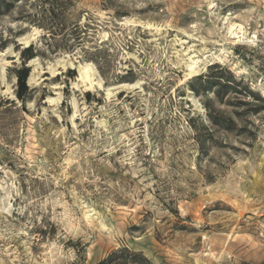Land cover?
<instances>
[{
	"label": "rangeland",
	"instance_id": "374dc122",
	"mask_svg": "<svg viewBox=\"0 0 264 264\" xmlns=\"http://www.w3.org/2000/svg\"><path fill=\"white\" fill-rule=\"evenodd\" d=\"M101 262L264 264V0H2L0 264Z\"/></svg>",
	"mask_w": 264,
	"mask_h": 264
},
{
	"label": "trees",
	"instance_id": "16d2710c",
	"mask_svg": "<svg viewBox=\"0 0 264 264\" xmlns=\"http://www.w3.org/2000/svg\"><path fill=\"white\" fill-rule=\"evenodd\" d=\"M1 4H2V0H0V8H1ZM28 76H29V72H28V69L26 68H22L17 74V80H18V86H19L18 96L21 99L22 97H24L25 93L28 90V87H27ZM213 120H215V118H213ZM100 264H106V263L101 262Z\"/></svg>",
	"mask_w": 264,
	"mask_h": 264
},
{
	"label": "bare ground",
	"instance_id": "6f19581e",
	"mask_svg": "<svg viewBox=\"0 0 264 264\" xmlns=\"http://www.w3.org/2000/svg\"><path fill=\"white\" fill-rule=\"evenodd\" d=\"M237 28H239V31H237ZM232 35L234 36V38L238 39V41H242V40H248L247 36H245V31L242 28V26H237V25H232L230 30H229ZM250 41V40H248ZM252 41V40H251ZM88 70V69H87ZM87 72V71H86ZM85 77L88 79L89 78V74L87 73L85 75ZM84 79V78H83Z\"/></svg>",
	"mask_w": 264,
	"mask_h": 264
}]
</instances>
